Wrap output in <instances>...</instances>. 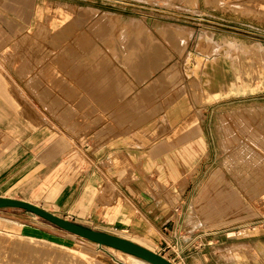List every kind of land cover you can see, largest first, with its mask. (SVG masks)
I'll return each instance as SVG.
<instances>
[{
  "label": "rangeland",
  "instance_id": "374dc122",
  "mask_svg": "<svg viewBox=\"0 0 264 264\" xmlns=\"http://www.w3.org/2000/svg\"><path fill=\"white\" fill-rule=\"evenodd\" d=\"M26 35L1 70L75 160L88 166L100 148L165 146L201 195L187 212V240L264 234V0H52ZM217 59L242 75L205 97L201 79ZM116 157L99 168L109 174ZM0 231L40 239L41 251L62 245L101 264H144L19 208L0 209ZM8 252L0 247V262L11 264Z\"/></svg>",
  "mask_w": 264,
  "mask_h": 264
},
{
  "label": "crops",
  "instance_id": "0c3cea01",
  "mask_svg": "<svg viewBox=\"0 0 264 264\" xmlns=\"http://www.w3.org/2000/svg\"><path fill=\"white\" fill-rule=\"evenodd\" d=\"M50 2L0 0V197L34 203L89 228L130 232L129 240L174 264H264L259 232L238 234L236 240L224 232L185 238L187 212L202 200L194 181L183 180L180 160L169 161L174 153L169 148H100L86 166L84 156L75 160L67 139L43 125L34 104L17 93L21 85L1 69L13 55L8 51L36 28ZM115 155L120 165L109 174L102 171L101 161Z\"/></svg>",
  "mask_w": 264,
  "mask_h": 264
},
{
  "label": "bare ground",
  "instance_id": "6f19581e",
  "mask_svg": "<svg viewBox=\"0 0 264 264\" xmlns=\"http://www.w3.org/2000/svg\"><path fill=\"white\" fill-rule=\"evenodd\" d=\"M234 71V74H231V71L229 70H226L224 68V65H223V60L222 59H217L214 64H210V66L208 68H206V73L203 75L201 81L203 82V85H205V88H206V92L207 94L205 93V97H207L206 95L209 96V98L212 96H216L218 95L219 93H222V92H227L230 88H232V85L233 83L237 82L238 78L242 75V72H238V71ZM203 91V90H202ZM198 92V91H197ZM203 95V94H202ZM201 95V96H202ZM205 99V98H204ZM104 100V99H103ZM102 100V101H103ZM208 100V99H206ZM246 137V136H245ZM244 139V138H243ZM250 141V139H248ZM244 141V140H243ZM254 141V140H253ZM239 143V141H238ZM247 143V142H245ZM241 144V143H240ZM250 145V144H249ZM237 147V146H236ZM239 147V146H238ZM252 147V145H251ZM242 148V147H241ZM253 148V147H252ZM235 149V148H233ZM248 150V149H247ZM252 150V149H251ZM241 151V150H240ZM238 154V153H237ZM254 160V159H253ZM247 161V160H246ZM258 161V160H257ZM244 164V163H243ZM246 166V165H245ZM130 168V167H129ZM256 168V166L254 167V169ZM260 169V168H258ZM261 169H264L261 168ZM256 171V169H255ZM259 171V170H258ZM261 171V170H260ZM136 172V171H134ZM253 172V170H252ZM138 175V174H137ZM264 175V174H263ZM222 177V176H221ZM137 180V179H135ZM224 180V179H223ZM227 180V178H226ZM229 182V181H228ZM261 185V184H260ZM227 187V186H226ZM228 188V187H227ZM224 191V190H223ZM219 192V191H218ZM230 194V193H229ZM226 196V195H225ZM237 197V196H236ZM241 197V196H240ZM239 197V198H240ZM218 198V197H217ZM243 199V198H242ZM228 200V199H227ZM218 201V200H217ZM34 204V203H33ZM218 204V203H217ZM220 204V203H219ZM221 207V206H220ZM210 208L212 210H215V205H212L210 204ZM207 210V209H206ZM229 212V211H228ZM231 213V212H229ZM212 215V214H211ZM209 215V216H211ZM65 218V217H64ZM14 236L13 234H10L8 232H5V231H0V247L4 248L5 245H8L9 246V252L8 254H12L13 256L11 257L10 260V263L11 264H41V262L43 261V255H45V257H51L49 258L50 260H48V262H44L46 260V258L44 259V261L42 262L43 264H101L100 261H98L97 259H88V257H84L82 255H80L76 250H73V249H69L65 246H58V250H56V247H53L55 249H51L49 251H46L48 249H42L41 250H38L36 248L37 245H39V240L40 239H36V238H26V237H12ZM17 236V235H15ZM41 242V241H40ZM44 244H47L48 242L44 240ZM42 243V242H41ZM139 243V242H138ZM32 244H35V247L33 249L32 247ZM52 244V243H50ZM141 244V243H139ZM45 246V245H43ZM47 246V245H46ZM52 246H57V244H52L51 245V248ZM103 246V245H101ZM40 247V246H39ZM49 247V245L47 246ZM61 247V249H60ZM44 248V247H43ZM71 248V247H70ZM41 249V248H40ZM6 250V248H5ZM60 250V251H59ZM4 251V249L2 250ZM28 251H33L31 252L33 254V256L35 255L34 253H38L39 254H43L42 257H41V260L38 262H35L36 258L35 257H30V259L28 260V258L26 257L25 259V256L28 254ZM28 254V255H32V254ZM129 254V253H127ZM36 254V257L38 256ZM131 255L133 258H135L136 256L132 255V254H129ZM24 259L25 261L28 260V263L27 262H24ZM137 259V258H136ZM139 260V259H138ZM118 262V261H116ZM121 262V261H120ZM141 262H143L144 264H152V263H149L145 260H142L141 259ZM0 264H6V263H2L0 262ZM121 264V263H119Z\"/></svg>",
  "mask_w": 264,
  "mask_h": 264
},
{
  "label": "water",
  "instance_id": "95a60500",
  "mask_svg": "<svg viewBox=\"0 0 264 264\" xmlns=\"http://www.w3.org/2000/svg\"><path fill=\"white\" fill-rule=\"evenodd\" d=\"M19 208L34 213L46 221L73 234L79 235L100 245L110 246L124 253L132 254L152 264H174L165 256L132 240L108 232L89 228L41 208L35 204L13 198L0 197V209Z\"/></svg>",
  "mask_w": 264,
  "mask_h": 264
}]
</instances>
